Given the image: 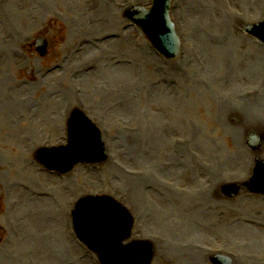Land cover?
Wrapping results in <instances>:
<instances>
[{"label":"rangeland","instance_id":"374dc122","mask_svg":"<svg viewBox=\"0 0 264 264\" xmlns=\"http://www.w3.org/2000/svg\"><path fill=\"white\" fill-rule=\"evenodd\" d=\"M171 1L181 40L175 60L158 55L125 15L131 4L152 0H103L100 11L99 0H0V264H98L73 235L70 212L81 196L100 193L128 206L136 219L134 238L162 243L154 264L202 263L190 261L196 256L192 239L206 240L198 233L202 217L193 215L211 206L206 220L223 211L221 225H234L227 230L237 233L206 245L237 241L250 250L247 256L236 250L239 264L264 262V197L242 194L220 202L208 193L212 200L201 198L198 209L195 193L204 171L194 167L220 169L232 182L251 174L254 154L245 142L259 125H249L242 109L257 95L249 107L264 113V46L240 26L264 18V0ZM36 37L48 41L39 54L29 49ZM214 94L225 99V115L217 112L223 118L215 117ZM79 105L102 131L110 158L97 167L80 163L61 177L48 173L34 152L65 143L67 120ZM113 160L133 178L143 175L134 188L110 168ZM145 185L166 191L155 195ZM21 192L34 201L46 198L36 202L43 211H26ZM159 196L166 204L157 202ZM232 216L241 220L238 231ZM34 218L45 222L40 232L55 237L40 239L30 231ZM218 227L215 222L212 231Z\"/></svg>","mask_w":264,"mask_h":264},{"label":"water","instance_id":"95a60500","mask_svg":"<svg viewBox=\"0 0 264 264\" xmlns=\"http://www.w3.org/2000/svg\"><path fill=\"white\" fill-rule=\"evenodd\" d=\"M166 6L163 7V4L159 3V0H156L154 10L142 16L141 25L143 30L147 34H150L152 38H161L163 42L165 40L170 42L172 32L165 17ZM253 32L264 41V24L258 25ZM96 133L98 135V132ZM73 137H75L76 144L72 148H76V155H69L70 151H64L60 156V158L68 159V163L70 164L80 158L77 155L78 151H81L80 154H90L93 149L96 150L98 146H101L100 143L96 144L91 135L84 134L82 131L81 133H75ZM255 178L257 180L255 181L256 187H254V190H259L264 193L263 162L259 163L256 167L252 182ZM125 216L124 212L107 198H86L78 204L77 212L74 214L78 231L80 230V233L85 234L83 237L87 244L90 246H99L98 248L103 252V264H147L148 262L149 251L144 244L133 242L128 246H131L130 249L121 248V241L129 236V228L127 227L126 221L123 220ZM97 217L104 218L108 222H112L114 219H121L124 227L117 228L115 231L111 230L110 236L102 237L99 233L102 226H97L92 223ZM95 240L97 242H94ZM141 249L146 254V261L142 257L143 253L140 251Z\"/></svg>","mask_w":264,"mask_h":264},{"label":"bare ground","instance_id":"6f19581e","mask_svg":"<svg viewBox=\"0 0 264 264\" xmlns=\"http://www.w3.org/2000/svg\"><path fill=\"white\" fill-rule=\"evenodd\" d=\"M99 11L101 10V6H104V2H103V0H99ZM64 96H66L67 98H69L70 99V96L71 95H69L68 94V92H67V95L65 94ZM73 97L75 96V94L74 95H72ZM214 98L216 99V108H215V117H217V118H223V116L225 115L224 114V108H223V106H224V104H225V99L223 98H221L220 97V95H215L214 94ZM253 99H255V100H253ZM242 100H244L243 98H242ZM67 101H68V99H67ZM251 101V102H250ZM257 99H256V97H252V99H250L248 102H244L243 103V109H242V112H243V115H245V116H247L246 117V119H247V121L249 122V125H252V124H255L256 122H263L264 121V113H260L259 111H253L252 109H250V105H256L257 103ZM246 103V104H245ZM65 107H67L68 109H70V106L68 107V103H66V105H65ZM218 110H220V115H223L222 117H219L220 115H218ZM249 116V117H248ZM240 120V123L242 124V125H244L245 123V121H244V118H240L239 119ZM250 120H252V121H250ZM236 133H238V131L237 130H234ZM236 137V136H235ZM130 155H133V154H130ZM137 160H139V161H142L143 160V158L142 157H140V158H137ZM113 166H110V168H112ZM114 168V167H113ZM115 169V168H114ZM118 169V168H117ZM218 171H220V169H218ZM121 175H123V174H121ZM124 176V179L126 180V182L127 183H129L128 184V190H129V185L132 187V188H134V186H135V182L137 181V180H140V178H142V176L140 177V178H132V177H127V176H125V175H123ZM221 178V172L220 173H217V172H214V174L212 175V176H210V177H208V182H210V183H216L219 179ZM28 189V188H27ZM28 192H30V191H28ZM126 193H128L129 194V191H126ZM21 194H22V196H24L25 198H26V203H25V209H26V211H29L30 213L32 212V213H34V211L35 210H38V209H40L39 210V213L41 212V210L43 211V209L44 208H42L41 207V203H36L37 201H39V200H41V202H44V201H46V198H37V201H34L33 199H32V197H30V196H28V194L29 193H26V192H21ZM127 194V195H128ZM206 196H209V194H204L203 195V197H206ZM203 197H200V198H197V199H201V198H203ZM29 219H33L32 218V214L30 215V218ZM34 220L36 221V224L35 223H32L31 224V222H29L30 223V225H29V230L31 231V227H33L34 228V233H36V234H38V236H39V238L40 239H42V238H45V236H47V235H49L50 233H52V234H50L49 236L52 238V237H55V233L56 232H53V231H50V232H45V233H43V232H40V229L43 227V229H45L46 228V226H45V222H43L42 220H40V219H37V218H34ZM34 222V221H33ZM234 232V231H233ZM51 240H54V239H51Z\"/></svg>","mask_w":264,"mask_h":264}]
</instances>
